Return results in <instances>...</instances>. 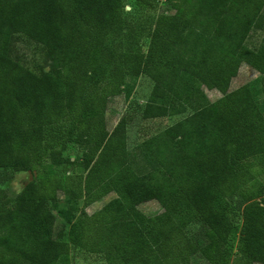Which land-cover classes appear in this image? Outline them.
<instances>
[{"label":"trees","instance_id":"trees-1","mask_svg":"<svg viewBox=\"0 0 264 264\" xmlns=\"http://www.w3.org/2000/svg\"><path fill=\"white\" fill-rule=\"evenodd\" d=\"M153 1L168 11L139 19L145 51L135 39L94 86L103 36L131 19L124 0H0V184L58 158L57 145L79 148L11 202L0 187V264H57L71 247L99 254L102 264H189L194 255L208 264H264V168L248 162L264 158V33L257 50L244 46L251 28L264 32V0ZM15 33L43 47L47 70L8 57ZM244 58L259 85L228 90ZM139 75L164 92L159 103H144L142 119L190 110L137 145L143 170L127 159L125 118L104 130L108 98ZM200 85L220 96L207 101ZM61 192L84 206L114 196L92 213L81 209L64 230L48 206ZM234 198L241 221L231 253ZM149 200L159 214L136 209Z\"/></svg>","mask_w":264,"mask_h":264},{"label":"rangeland","instance_id":"rangeland-1","mask_svg":"<svg viewBox=\"0 0 264 264\" xmlns=\"http://www.w3.org/2000/svg\"><path fill=\"white\" fill-rule=\"evenodd\" d=\"M124 1V11L127 12V15H129L131 19L129 21L127 20L125 26L115 28L103 36L102 41L95 52L99 67L94 76H92V80L97 83L94 86H101L105 83L111 67L117 61L118 55L135 39L139 40L140 50L142 52L145 51L147 40L140 36V33L142 32L143 34V29H146V27H142V23L139 19L147 14L157 13L166 9L164 6L157 5L153 0ZM166 10L168 11V9ZM261 14L264 17V5L261 9ZM263 33V29L261 28H251L244 42L245 48L249 51L257 50L261 44ZM104 53L109 57L107 62L102 59ZM7 55L11 60L18 62L21 66L33 72H37L41 69L47 70L49 68L50 61L45 55L43 47L19 33L10 35ZM258 78L259 73L254 68L250 67L247 59L244 58L238 66L236 75L230 79L228 90L234 89L245 83L257 88L259 85ZM167 80L169 82L173 81L170 77H168ZM199 90L209 102L220 96V93L215 89H206L202 85L199 86ZM163 93L164 92L160 89H155L153 84L143 75L136 77L126 76L120 92L113 97H109L107 100L106 110L104 112V130L106 131V134H109L119 118H125L126 122L123 128V138L127 159L133 168L137 167L140 170H143L145 169L144 167H146L144 161L140 158V152L137 148V145L142 139L162 131L165 127L190 112L188 104H186L184 105V111L179 114H169L163 117L142 119L140 117V112L144 103L149 101L159 103L163 97ZM258 100L260 107L264 112V98L259 96ZM51 133L56 134V132ZM56 147L62 149L60 152L61 155H57L58 158H55L57 160L53 158V155H49L46 165H38L32 171L16 172L12 178L0 184V187L4 191V201L11 202L13 197L22 187L29 182L37 181L45 177L48 171L59 172L62 165H60V163L57 164L56 162L62 161L64 156H68L70 159L79 153V148L74 144H64L62 146L57 145ZM248 162L254 170L264 168V158L262 161L257 158L249 159ZM76 171L81 172V169L77 168ZM259 180L264 185V173L259 176ZM113 196L112 193H109L101 199L84 206L82 199L71 200L65 193L61 192L58 193L56 200L48 203V206L55 216V224L59 226L62 224L64 230H66L67 226L78 215L81 209L88 214L92 213L99 209ZM262 197H264V191ZM228 205V217L233 225V231L230 235L229 242L232 253L235 249L237 231L241 221V206L238 205L235 198L232 201H229ZM136 209L145 216L157 215L162 210L154 200L141 202L137 204ZM57 264H102V260L99 254H88L76 247H71L66 259ZM189 264L208 263L204 259L194 255L191 257Z\"/></svg>","mask_w":264,"mask_h":264},{"label":"built area","instance_id":"built-area-1","mask_svg":"<svg viewBox=\"0 0 264 264\" xmlns=\"http://www.w3.org/2000/svg\"><path fill=\"white\" fill-rule=\"evenodd\" d=\"M160 1H162V0H160Z\"/></svg>","mask_w":264,"mask_h":264}]
</instances>
